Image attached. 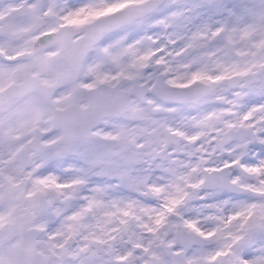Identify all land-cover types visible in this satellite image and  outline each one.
I'll return each mask as SVG.
<instances>
[{"label": "snow or ice", "instance_id": "6c2138e0", "mask_svg": "<svg viewBox=\"0 0 264 264\" xmlns=\"http://www.w3.org/2000/svg\"><path fill=\"white\" fill-rule=\"evenodd\" d=\"M0 264H264V0H0Z\"/></svg>", "mask_w": 264, "mask_h": 264}]
</instances>
